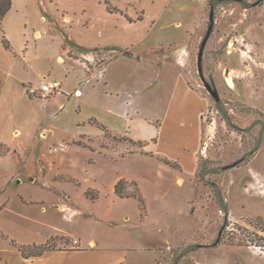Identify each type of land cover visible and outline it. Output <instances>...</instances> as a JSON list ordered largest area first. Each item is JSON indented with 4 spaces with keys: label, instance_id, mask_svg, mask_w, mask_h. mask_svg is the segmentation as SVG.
I'll list each match as a JSON object with an SVG mask.
<instances>
[{
    "label": "rangeland",
    "instance_id": "obj_1",
    "mask_svg": "<svg viewBox=\"0 0 264 264\" xmlns=\"http://www.w3.org/2000/svg\"><path fill=\"white\" fill-rule=\"evenodd\" d=\"M109 1L134 20L139 15L143 20L129 22L123 14L109 12L103 0H53L48 4L50 9L41 8L38 19L47 24L53 35L61 37L66 32L89 46L134 44L133 53L144 59L151 57V61L158 59L156 56L163 52L160 48L165 50L164 46L172 43L173 38L180 39L178 31L182 30L188 55L180 71L199 95L200 103L191 101L186 116L173 108L166 111L175 86V71L126 56L111 62L104 75L121 84L126 79L128 88L135 87L139 80L133 103L140 107L141 117H149L150 125L144 120L143 131L149 128L152 142L141 139L137 141L145 143L138 144L128 133L118 135L102 129V137H68L62 139L68 142L64 151L50 152L61 154L75 142L101 153L109 147L118 155L133 153L120 166L139 180L125 178L124 192L140 193L145 212L142 214L134 198L115 207L126 213L127 223H134L133 229H122L127 234L123 239L130 244L128 257L133 256L128 264H264V240L259 239L264 233L257 232L252 225L259 222L255 220L257 216H264V0H217L212 7L209 0ZM211 9L214 26L204 48L202 66L205 78L217 87L219 101L207 91L197 70V54ZM178 25L182 27L177 29ZM186 29L190 35L185 33ZM163 43L164 46L157 47ZM87 53L81 45L68 46L66 42L60 48L64 62L98 71L104 61L102 55ZM47 77L43 76L41 82ZM58 93L44 98L36 91L32 97L47 100ZM74 93L79 94L77 89ZM75 109L79 111L81 107ZM131 126V133L138 136L141 119H134ZM120 143L123 145L119 146ZM96 158L88 157L78 164L73 161L70 174L60 172L56 177L64 181L60 182L61 189L72 199L70 213L62 206L55 209L64 230L92 225L88 212L94 204L82 194L83 187L92 183L88 179L96 178L99 187L90 188V194L101 191L96 205L99 211L107 205L104 192L109 189L108 178L112 174ZM164 159L179 163L181 169ZM109 167L112 169L113 165ZM74 169L86 171L78 176ZM214 185L221 190L227 212L220 208ZM45 201L48 208L56 204L52 198ZM99 232L105 234L103 228ZM218 235L219 241L213 245ZM70 243L73 244L67 239L57 240L53 247L76 246ZM187 246L190 248L183 254Z\"/></svg>",
    "mask_w": 264,
    "mask_h": 264
},
{
    "label": "crops",
    "instance_id": "obj_2",
    "mask_svg": "<svg viewBox=\"0 0 264 264\" xmlns=\"http://www.w3.org/2000/svg\"><path fill=\"white\" fill-rule=\"evenodd\" d=\"M46 1L12 0L0 24V149H6L4 152L0 150V231L20 244H42L51 238L63 237L76 246L55 247L40 255L24 257L18 248L0 235V264H128L133 256L128 257L130 244L123 239L124 236L127 238V234L122 229L131 230L134 223H127L129 218L126 213L115 207L132 197H118L114 193V185L121 178L138 179L136 175L122 171L120 166L133 153L129 156L124 153L118 155L111 147L101 153L74 142L65 152L53 155L49 144L68 137L72 140L84 135L102 137V129L88 121L90 119H96L118 135L128 133L134 141L144 139L152 142L149 128L147 132L143 131L144 120L150 125L149 117H141L140 107L134 104L139 92L136 87L139 80H136L135 87L128 88L126 79L121 84L115 79L112 82L104 75V69L111 62L126 56L141 63L149 61L158 63L166 70H174L175 86L171 90L166 111L173 108L178 111L177 114L186 116L191 101L200 103L199 95L188 84L185 73L180 71L188 55L186 36L179 30L178 36L185 38V41L173 38L168 46H164V43L157 46H164L165 50L160 48L163 51L161 55L151 61V57L144 59L134 54L131 50L134 44L129 47L105 43L89 46L68 35L73 43L84 47L87 54L96 52L102 55L104 61L98 71L90 72L61 60L60 48L65 42L64 37L53 35L47 24L38 19L41 8L50 9L48 4L53 0ZM176 27L180 29L182 26ZM37 32L41 34L40 38H36L39 37ZM4 40L9 47H5ZM125 49L130 50V54H122ZM101 50L105 52L99 53ZM43 76L61 82L59 93L47 100L29 96L27 88L38 89ZM76 89L79 94L74 93ZM78 106L81 109L76 111ZM200 111L199 107L196 111L197 123ZM136 118H140L142 123L138 136L131 133V124ZM92 156L97 157L98 163L105 164L112 174L108 178L111 180L109 189L104 192L108 197L107 205L101 211L97 208L101 191L97 190L94 201L85 196V191L90 188L99 189L95 184L96 178L88 179L92 183L83 187L82 194L94 204L88 212L93 218L92 225L64 230L59 226V212L55 209L62 206L70 213L73 210L72 199L61 189L60 182L64 181L56 177L60 172L70 174L73 168L71 162L78 164ZM110 165H113L112 169ZM74 171L77 172L76 169ZM85 171L78 169V176ZM51 198L56 204L48 208L45 200ZM99 228H103L105 234H100Z\"/></svg>",
    "mask_w": 264,
    "mask_h": 264
},
{
    "label": "trees",
    "instance_id": "obj_3",
    "mask_svg": "<svg viewBox=\"0 0 264 264\" xmlns=\"http://www.w3.org/2000/svg\"><path fill=\"white\" fill-rule=\"evenodd\" d=\"M217 1V0H209L208 3L211 5H213V3ZM105 6H106V9L109 11V12H119L121 14H123L127 20L129 22H132V21H139V20H142L143 19V16L142 15H139L136 17V19L134 20L133 18L129 17L126 13H124L123 11H121L118 7L112 5V3L109 1V0H103ZM241 3V2H240ZM12 5V0H0V24L2 22V19L4 18L5 14L8 12V10L10 9ZM242 5H244L245 7V3L242 2ZM63 34V37H64V40L65 42L68 44V45H74V46H78L77 44L73 43L69 37H68V34L66 32H62ZM4 45L5 47H9L8 43L4 40ZM122 54L124 55H128L130 54V50H122L121 52ZM27 92H28V95L29 96H32L33 93L30 92V88H27ZM90 122L92 124H95L96 126H98L99 128L105 130V131H109V129L102 123H100L99 121H96V119H90ZM226 122H229L228 119H226ZM153 141H155V139H153ZM138 144H142V143H145L143 141H137ZM166 163L172 165L173 167H178L179 169H181V166L179 163L175 162V161H170L168 159H164ZM124 183H125V179L124 178H121L119 179L116 184L114 185V193L118 196V197H121V198H129V197H132L134 199H136L138 201V205H139V208H140V211L142 212L143 214V211L145 212V203H144V199L142 198L141 194L138 193V194H132V193H125L124 192ZM214 189V192H215V196H216V199L218 201V203L220 204V208L221 210H223L224 212H227V203L223 200V197H222V193H221V190L219 189V187L215 186L213 187ZM90 190H87L85 191V196L87 198H89L90 200L94 201V199L97 198V195H93V194H90L89 192ZM255 220L259 221L258 223H254L252 224L253 227L258 231L260 232H263L264 233V216L260 217V216H257L255 218ZM226 227V225H225ZM222 226L221 230L223 232V228H225ZM256 235H258L257 233H255ZM0 235L2 237H4L5 239H8V242L15 246L16 248H18V250H20L21 254L24 256V257H29V256H36V255H40L41 253H43L44 251L46 250H49V249H53V243L56 242L57 240H62L64 239L63 237H54V238H51L49 239L47 242L45 243H42V244H20L18 243L15 239L13 238H9L7 235H4L1 231H0ZM259 239L260 240H264V236H259ZM261 246V245H259ZM190 247H186L183 254L187 253L188 249ZM191 251V250H190Z\"/></svg>",
    "mask_w": 264,
    "mask_h": 264
},
{
    "label": "water",
    "instance_id": "obj_4",
    "mask_svg": "<svg viewBox=\"0 0 264 264\" xmlns=\"http://www.w3.org/2000/svg\"><path fill=\"white\" fill-rule=\"evenodd\" d=\"M213 26H214V11L213 9H211L210 13H209V24L207 27V31L205 36L203 37L199 50H198V54H197V70L199 73V76L205 86V88L207 89V91L210 93V95L215 99V101H219L220 100V96L217 90L216 85L214 84V82H209L204 74H203V66H202V60H203V52H204V48L206 45V42L210 36V34L212 33L213 30ZM221 234V231L219 232V235ZM219 235L217 237V239L215 240V242L213 243V245H215L218 241H219Z\"/></svg>",
    "mask_w": 264,
    "mask_h": 264
},
{
    "label": "built area",
    "instance_id": "obj_5",
    "mask_svg": "<svg viewBox=\"0 0 264 264\" xmlns=\"http://www.w3.org/2000/svg\"><path fill=\"white\" fill-rule=\"evenodd\" d=\"M61 82L55 78H43L42 82L40 83L39 88L36 90L34 88H30L32 93L39 91V93L46 98L50 94H54L55 92L60 91ZM68 147V142L65 140H59L55 144H53L50 149L55 152L64 151ZM76 242V240H75Z\"/></svg>",
    "mask_w": 264,
    "mask_h": 264
},
{
    "label": "bare ground",
    "instance_id": "obj_6",
    "mask_svg": "<svg viewBox=\"0 0 264 264\" xmlns=\"http://www.w3.org/2000/svg\"><path fill=\"white\" fill-rule=\"evenodd\" d=\"M229 82H231V80H229Z\"/></svg>",
    "mask_w": 264,
    "mask_h": 264
}]
</instances>
